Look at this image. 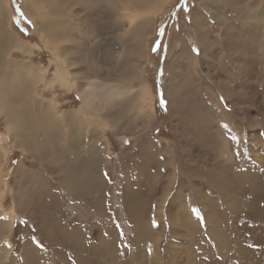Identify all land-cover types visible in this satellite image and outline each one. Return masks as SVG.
I'll return each mask as SVG.
<instances>
[{
    "label": "rangeland",
    "instance_id": "rangeland-1",
    "mask_svg": "<svg viewBox=\"0 0 264 264\" xmlns=\"http://www.w3.org/2000/svg\"><path fill=\"white\" fill-rule=\"evenodd\" d=\"M62 1L66 9L48 0L37 17L71 36L59 40L61 54L84 65L100 55L96 45L109 44L101 77L134 87L101 124L79 118V133L60 137L59 117L77 110V86L94 75L73 73L62 83L54 46L34 28L27 4L39 12L36 0H0V25L10 29L0 63L40 71L10 95L8 118L0 104V264H264V0H151L150 12L138 2L137 14L150 19L127 44L125 26L94 31L74 15L82 4ZM133 2L118 0L114 10L127 13ZM201 20L207 35L194 36ZM139 41L144 58L134 60L143 74L127 78L124 45ZM140 86L148 106L133 102ZM29 97L54 138L37 130L24 147L10 121L32 105Z\"/></svg>",
    "mask_w": 264,
    "mask_h": 264
},
{
    "label": "bare ground",
    "instance_id": "bare-ground-1",
    "mask_svg": "<svg viewBox=\"0 0 264 264\" xmlns=\"http://www.w3.org/2000/svg\"><path fill=\"white\" fill-rule=\"evenodd\" d=\"M76 1H77V3L82 4V7L80 10L83 11V14L81 15V12L79 10H76V11H74V15L75 16L80 15L81 21H91L92 28H93V26L95 27L93 29L94 31L99 30V28H103V26L108 31H109V29L113 30L117 24L122 25L120 27L121 29L125 26L126 30H125V32H122V34L124 37L123 38L124 42L126 41V44L129 40H132V36H135V34L137 33V31H139V29L144 24V22L149 21V19H150L147 16L145 17V15H138L137 14V12H138V4L137 3L138 2H145L144 6L142 7L141 10H142V12H147L148 9L146 8V3L147 2L149 3L151 0H134L133 4L129 8V11L127 13H121L120 15L118 12H116L114 10L118 7V0H76ZM36 2L38 3L36 8H39V12L34 11L33 6L29 2L27 5L29 6L31 11H29V10L28 11L33 16L32 19L34 21V28H35L36 32L38 33L39 40L47 46H52V45L54 46L51 48H52V50H54L56 52L55 55H56L57 60H59L61 62V66L59 68H57V72H58V74H60L62 72L65 75L64 77L61 78L63 80L62 83L64 82V83L69 84L71 81H74V79H73L74 76H72L73 73L74 74L79 73V74L84 75V74H87V72H88V73L94 75V76H88L87 79H85L83 82H81L77 86V93H78V97H79V105H78L77 110L73 111V114L67 113L69 115V117H66L67 115H66V113H64L58 119L59 121H62V124L64 125L63 127L65 128V130L64 129L62 130V134L60 135V137L66 136L67 138L72 139L71 136H73L74 133L75 134L79 133V131L77 130V120L79 118H86L88 126L94 125V124H97V125L101 124L102 121L105 120L106 116H108L110 109L116 105H120L122 103L123 99H125V97L127 96V94H129L132 91L134 86L132 83H130V81H129V84H123L122 83L123 85H120L119 83H121V82H115L112 80H108L109 77H107V78L101 77L102 73H103L102 72L103 66H102V62H101V64H99V63H100L102 53L108 54V55L112 54V50L110 48H107V45L109 46V44H107L105 46H100V44L96 45V47L94 48L95 50L92 52H94L96 55V50H97V53L100 55H96L95 57L89 58L88 59L89 63L85 61L84 65L82 64V61L79 63V60H77V61L73 60L72 57H64L63 54H61V52H60V49H62V46H60L61 42L59 40H61V41L68 40L69 41V40H71V36L66 31L63 33V35H60L59 33H56V32L52 33V30L47 28L45 23H43L42 21H40L38 19V18H44V14L46 13L45 9H44V5L47 6L48 0H36ZM116 2H117V4H116ZM59 6H62L64 9L67 8L64 5L62 0L60 2ZM0 8H2V7L0 6ZM3 8H4V5H3ZM66 11L69 13V17L71 18L72 13H70V11L68 9ZM148 12H150V10H148ZM123 16H126V17H123ZM218 16H219V14H218ZM253 16H254V14L251 13L247 16V19L250 21V20H252ZM118 17H122L121 23H119L120 21H118L119 20ZM256 17H257V15H256ZM221 19L225 22L224 16H222ZM257 19H259V18L257 17ZM2 23L3 22L0 20V24H2ZM245 23H246V20H245ZM194 26L193 25L191 26L194 30L196 29L194 32L195 34H193L194 36H199L196 34L197 29H198L200 35H207V33H206L207 27H205L203 20L194 21ZM127 27H129V29H127ZM6 28H7V25H5V26L0 25V45L3 44V46L7 45L8 43L7 44H5V43L9 40V37L7 36V32L9 33L10 29H8L6 31ZM256 29H258V28H256ZM229 30H230V28L227 26L225 28V31H229ZM248 32H250V31H248ZM15 36H16V33H15ZM15 36L13 35V37H15ZM94 37H96L95 32H94ZM195 40H196V38H195ZM145 43H146V41H145ZM124 44L125 43H123V45ZM135 44L136 45H134V44L124 45L125 47H128L129 50H128V54H127L126 58L125 59L122 58V59H124L122 61V63H123L122 65H125L127 68V70L125 69L126 70L125 74H127L126 77L131 78V79H133V77H137L136 76L137 74L141 75L140 71L142 69L137 66L139 64H136L134 59L137 55H138V57L142 56V58H144L143 56L145 54L144 51H145V47H146V44H144L145 46L144 45L142 46L140 41L135 43ZM14 45L19 46V44H15V43H14ZM210 46H211V44H210ZM207 47L208 46L206 45V48ZM105 48H107V49H105ZM121 51H125V50H121ZM115 53H116L117 59L119 60V58L121 57L120 52H115ZM113 56H114V54H113ZM99 57H100V59H99ZM65 61H66V64H65ZM90 62H92L93 64H91ZM78 63L80 65V67L78 66ZM12 65L13 64H9L8 68H4L5 66H7V64L0 63V104H7V108H6L7 109V118L9 115L8 111L9 110L13 111V109H11L10 106L13 104L14 99L10 98V95L18 94V93H20V92H18V90H23L25 88H28L27 86L30 85L29 80L31 78L27 77L26 74L33 75L32 73H40V71L36 65H34V67H32L29 64H27L25 61L18 64V65L17 64L13 65V66ZM75 65L77 66L78 72H71L69 67L75 66ZM119 65H121V64H119ZM108 68H109V66H108ZM117 69L118 68L115 67V64H114V66L111 65V68H110L111 72L110 73L112 75H115V72ZM125 70H123V71H125ZM8 74H10V75L8 76ZM142 74H143V72H142ZM69 75L71 76V79H70ZM140 79L141 80H140L139 85H141V82H142V78H140ZM2 83L4 84V86H2L3 85ZM33 83L34 82H31V85H34ZM146 91H147L146 88L140 86L139 92L137 94L138 96L136 97V101H133V102H138V104L140 103L141 106H144L145 102L147 100V97H149V96H147ZM21 92H23V91H21ZM31 92H33V90H31ZM26 95H29L28 92L25 94V96ZM33 97H34V95H33ZM33 97H29V98H31V100L29 102H32V105H30V107L27 106L25 108H22V110L20 112H17V113H20V115L16 116L17 118L10 121V126L14 130L13 131L14 134L17 137L20 134L19 138L21 137V139H19L20 141H18L19 146H21L22 143H23L22 145L24 146L25 135L28 136L27 137L28 140H31L32 135L35 134V132L37 130L41 131L43 138L47 141L52 140L54 138V132L52 130V125H51L52 123L48 127L45 125V123H44L45 116H44L43 112H40V113L37 112L39 102L37 100H34ZM149 101H150V99H149ZM29 102H24V104L25 103L29 104ZM148 105H149V103L146 104L145 106H148ZM122 108H124V107L122 106ZM143 108L144 107H142V109ZM52 110H54V109L52 108ZM31 111L34 112V117H32ZM68 118H70L72 121L68 122V120H67ZM31 120L34 121V124H33V126L35 127L34 129H31V124H30ZM66 123L69 126L68 128H67ZM73 128H75V130ZM22 134H24V135H22ZM55 136H56V134H55ZM30 144L33 146V143H30ZM92 145H93L92 148H94L95 143H93ZM73 146H75V145L71 144V148H73ZM26 149H28L27 145H26ZM2 157H3V155L0 154V164L2 162ZM5 189H6L5 179L2 176H0V197L4 194ZM217 226H219V224ZM1 228H2V225H0V229ZM219 228H221V227L219 226ZM223 228H224V226H223ZM223 228L221 229L222 231L225 230V229L223 230ZM214 232H215V229H214ZM221 237H222V235H221ZM221 237H219V238H221ZM260 260H261V258H260ZM239 263H240V261H239Z\"/></svg>",
    "mask_w": 264,
    "mask_h": 264
}]
</instances>
